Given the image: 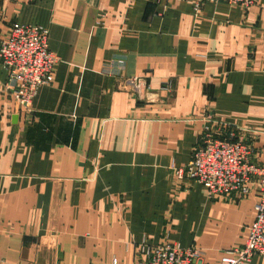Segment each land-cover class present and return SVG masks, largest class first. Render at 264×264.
Listing matches in <instances>:
<instances>
[{
	"label": "crops",
	"instance_id": "0c3cea01",
	"mask_svg": "<svg viewBox=\"0 0 264 264\" xmlns=\"http://www.w3.org/2000/svg\"><path fill=\"white\" fill-rule=\"evenodd\" d=\"M15 23L49 28L59 61L22 114L0 61V264H137L146 238L216 262L244 243L254 187L210 199L173 168L208 113L257 130L264 164V0H0V42Z\"/></svg>",
	"mask_w": 264,
	"mask_h": 264
},
{
	"label": "built area",
	"instance_id": "2783aa9c",
	"mask_svg": "<svg viewBox=\"0 0 264 264\" xmlns=\"http://www.w3.org/2000/svg\"><path fill=\"white\" fill-rule=\"evenodd\" d=\"M185 1L191 2L196 10L205 3L224 2L244 8L257 4V0ZM49 35L46 26L15 23L8 37L0 42V61L8 74L6 87L18 114L28 112L40 87L54 79L59 56L49 47ZM116 61L118 64L124 62L122 58ZM129 81L132 91L139 97L150 88L145 78L134 76ZM164 83V88L171 90L170 80ZM257 137L255 129L221 121L208 113L204 117L201 141L194 148L190 162L185 167L173 168L178 179L204 185L210 199L248 195L254 187L256 215L244 243L227 250L218 261L208 262L205 250L198 246H182L168 239L153 244L146 238L138 244L137 264H246L256 255L264 258V164L255 161Z\"/></svg>",
	"mask_w": 264,
	"mask_h": 264
},
{
	"label": "water",
	"instance_id": "95a60500",
	"mask_svg": "<svg viewBox=\"0 0 264 264\" xmlns=\"http://www.w3.org/2000/svg\"><path fill=\"white\" fill-rule=\"evenodd\" d=\"M18 117H19V116H18L17 114L14 115V116H13V120L15 121L16 119H18Z\"/></svg>",
	"mask_w": 264,
	"mask_h": 264
},
{
	"label": "rangeland",
	"instance_id": "374dc122",
	"mask_svg": "<svg viewBox=\"0 0 264 264\" xmlns=\"http://www.w3.org/2000/svg\"><path fill=\"white\" fill-rule=\"evenodd\" d=\"M241 197H245V196H241ZM166 225L165 226H167V222L165 223ZM166 229V228H165ZM246 236V235H245ZM226 251H223V253H225Z\"/></svg>",
	"mask_w": 264,
	"mask_h": 264
}]
</instances>
